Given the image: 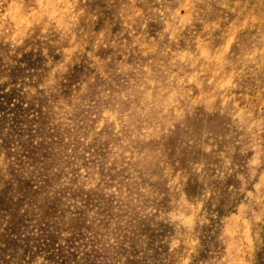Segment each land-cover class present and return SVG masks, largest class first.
I'll return each mask as SVG.
<instances>
[{
	"label": "rangeland",
	"instance_id": "374dc122",
	"mask_svg": "<svg viewBox=\"0 0 264 264\" xmlns=\"http://www.w3.org/2000/svg\"><path fill=\"white\" fill-rule=\"evenodd\" d=\"M0 264H264V0H0Z\"/></svg>",
	"mask_w": 264,
	"mask_h": 264
}]
</instances>
